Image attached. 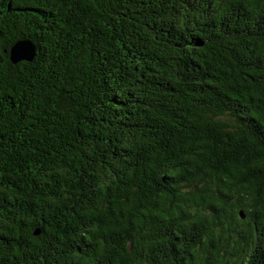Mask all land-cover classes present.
<instances>
[{"label":"trees","instance_id":"16d2710c","mask_svg":"<svg viewBox=\"0 0 264 264\" xmlns=\"http://www.w3.org/2000/svg\"><path fill=\"white\" fill-rule=\"evenodd\" d=\"M0 264H264V0H0Z\"/></svg>","mask_w":264,"mask_h":264},{"label":"water","instance_id":"95a60500","mask_svg":"<svg viewBox=\"0 0 264 264\" xmlns=\"http://www.w3.org/2000/svg\"><path fill=\"white\" fill-rule=\"evenodd\" d=\"M35 47L29 40L17 41L9 50V60L12 64H16L21 61L30 62L34 58ZM241 218H244L240 213Z\"/></svg>","mask_w":264,"mask_h":264}]
</instances>
